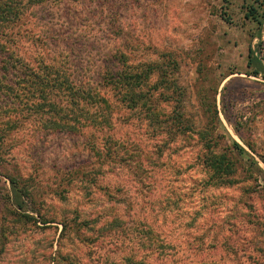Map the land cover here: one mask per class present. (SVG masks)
<instances>
[{
	"label": "rangeland",
	"instance_id": "1",
	"mask_svg": "<svg viewBox=\"0 0 264 264\" xmlns=\"http://www.w3.org/2000/svg\"><path fill=\"white\" fill-rule=\"evenodd\" d=\"M252 1L44 5L18 32V52L34 64L61 59L90 80L118 49L131 63H159L175 79L170 87L183 91L175 106L190 124L198 129L210 121L206 106L215 101L219 127L211 136H223L216 150L238 142L256 172L264 170V72L253 76L249 62L252 51L264 66V18L260 27L246 17ZM114 123L130 149L154 157L142 171L127 159L129 167L104 165L95 173L99 165L89 166L96 156L82 137H42L28 126L7 141L0 156V264H264V187L249 177V157L239 156L236 183L213 181L196 133L160 156L140 121L118 114ZM7 173L30 181L23 211L8 201Z\"/></svg>",
	"mask_w": 264,
	"mask_h": 264
},
{
	"label": "trees",
	"instance_id": "2",
	"mask_svg": "<svg viewBox=\"0 0 264 264\" xmlns=\"http://www.w3.org/2000/svg\"><path fill=\"white\" fill-rule=\"evenodd\" d=\"M68 1L0 0V156L6 152L7 141L30 126L35 128L32 130L35 134L42 133V137L62 134L86 139L90 151L96 156L89 167L94 169L99 165L95 173L102 172L100 167L104 165L129 167L127 159H135L142 171L143 161H153L154 157L148 152L141 154L136 147L130 149L128 141L116 137L114 116L123 114L127 123L141 122L147 136L157 141L152 151L160 156L164 148L179 137L196 133L202 148L199 158L209 170L211 180L236 183L233 180L236 164L239 156L245 155L251 160L249 177L258 183L261 181L258 185L264 187V170L256 166L257 171H254L252 166L257 163L242 145L233 140L224 149L228 152L216 150L223 136H211V131L219 127L215 101H209L206 106L205 113L209 114L210 121L196 129L185 117V111L175 106L174 98L177 94L182 97L183 91L180 87H170L176 85L175 79L160 70L162 66L159 63H131L118 49L106 54L98 78L90 80L84 78L77 67L61 59H42L34 64L20 56L18 32L28 18H34V11L44 5ZM263 6L264 0H253L247 6L246 17L260 27L263 25L264 13L260 14ZM37 41L44 42L39 36ZM250 58L249 65L254 64L256 68L252 75L259 76L264 72V66L252 51ZM214 91L216 93L217 89ZM204 138L205 142L202 141ZM143 172L148 173L149 168ZM5 175L11 184L8 201L23 211L26 197L33 194L30 181L8 173ZM260 227L264 230V220ZM133 261L130 263H144Z\"/></svg>",
	"mask_w": 264,
	"mask_h": 264
}]
</instances>
